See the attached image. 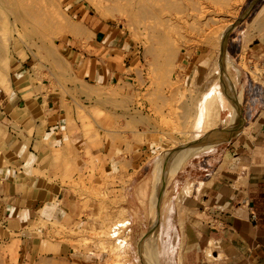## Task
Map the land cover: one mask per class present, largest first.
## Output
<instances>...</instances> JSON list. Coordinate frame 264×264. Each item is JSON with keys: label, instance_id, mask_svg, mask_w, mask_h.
Returning <instances> with one entry per match:
<instances>
[{"label": "rangeland", "instance_id": "rangeland-1", "mask_svg": "<svg viewBox=\"0 0 264 264\" xmlns=\"http://www.w3.org/2000/svg\"><path fill=\"white\" fill-rule=\"evenodd\" d=\"M262 16L264 0H0V94L17 78L18 85L26 81L32 65L36 73L44 66L64 70L65 55L90 36L86 17L120 32L116 49L97 52L114 63L115 79L91 91L99 100H78L75 112L67 107L72 129L66 150L43 158H52L73 218L51 222L45 252L54 259L47 264H183L192 212L178 179L192 159L230 137L220 131L238 127L239 115L229 118L239 113L240 66L256 78L263 67L244 56L239 63L227 47L236 50L245 28ZM80 27L83 34H77ZM33 80L42 89L55 84L54 77ZM210 92L216 104L209 109ZM98 144L106 153L121 146L116 156L123 163L98 167ZM165 173L170 179L162 181ZM13 246L0 244V264Z\"/></svg>", "mask_w": 264, "mask_h": 264}, {"label": "crops", "instance_id": "crops-1", "mask_svg": "<svg viewBox=\"0 0 264 264\" xmlns=\"http://www.w3.org/2000/svg\"><path fill=\"white\" fill-rule=\"evenodd\" d=\"M84 23L90 36L84 46L64 54V70L44 66L42 73H36L32 65L26 81L18 85L21 77L17 78L11 82V91L0 94V244H14L1 258L6 264L51 262L54 257L45 252L44 235L54 219H73L65 211L68 207L58 189L60 178H55L52 158H43L54 149L66 150L72 129L67 107L71 105L75 112L78 100H99L91 91L115 79L114 63L108 64L97 52L116 49L120 36L119 29L108 22L86 17ZM253 25L242 32L236 50L227 47L239 63L244 56L250 64L259 59L263 67L256 78L240 66L239 113L229 118L239 115L238 127L220 131V136L230 137L192 159L178 179L192 212L183 240V264H264V16ZM77 34H83L81 27ZM44 72L47 79L54 77L55 84L48 81L42 89L33 79L45 81ZM202 143L194 154L213 141ZM105 147L97 146L103 157L96 160L97 166L105 162L106 167L118 168L123 163L116 156L121 146L107 153ZM132 157L131 171L136 165Z\"/></svg>", "mask_w": 264, "mask_h": 264}, {"label": "bare ground", "instance_id": "bare-ground-1", "mask_svg": "<svg viewBox=\"0 0 264 264\" xmlns=\"http://www.w3.org/2000/svg\"><path fill=\"white\" fill-rule=\"evenodd\" d=\"M215 96H216L215 93L210 92V93L208 94V96L206 97V98H207V99H206V103L208 104L207 106H208L209 109H210V107H211L210 105H214V104H216V103H215ZM216 106H217V105H216ZM208 108H207V109H208ZM209 109H208V111L206 110V117H207V115H208L209 118H210V115L212 116L211 112H213V111L209 112ZM219 111H220V110L216 111V116L219 114V113H218ZM214 113H215V112H214ZM211 140H212V139H211ZM212 141H213V140H212ZM200 143H202V142H200ZM202 144H204V143H202ZM202 144H201V145H202ZM195 145H198V143H197V144H193L192 146H195ZM198 147H199V146H198ZM194 148H195V147H194ZM196 148H197V146H196ZM196 148H195V149H196ZM195 149H194V150H195ZM198 149H199V148H198ZM191 152H193V151H191ZM171 158H172V157H171ZM171 158H170V159H171ZM174 158H175V157H174ZM179 159H180V158H178V160L172 165L173 167L171 168V170H170L169 172L166 171V172H167V175H168V173H170V172L172 171V169L175 170L174 168H176V166L178 165V163H179ZM171 161H174V160H171ZM170 163H171V162H170ZM177 167H178V166H177ZM156 168H158V167H156ZM168 169H169V168H168ZM158 171H159V170H158ZM175 171H176V170H175ZM173 173H175V172H173ZM156 174H158V173H156ZM156 174H155V175H156ZM170 174H171V173H170ZM163 175H164V174H162V176H163ZM167 175H166V173H165V176H164L161 180H162V181H165V178H166ZM173 175H174V174H173ZM156 176H157V175H156ZM171 176H172V175H171ZM167 177H168L167 179H170L169 176H167ZM156 178H157V177H156ZM156 178H155V182H156ZM160 178H161V177H160ZM161 180H160V181H161ZM162 181H161V182H162ZM167 181H168V180H167ZM163 183H164V182H163ZM157 184H158V183H157ZM161 184H162V183H161ZM155 185H156V184H155ZM156 188H157V187H156Z\"/></svg>", "mask_w": 264, "mask_h": 264}]
</instances>
